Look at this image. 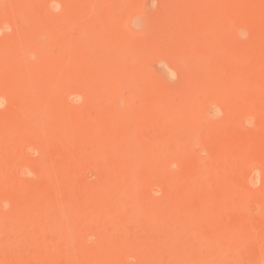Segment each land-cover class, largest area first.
Masks as SVG:
<instances>
[{
	"label": "rangeland",
	"instance_id": "obj_1",
	"mask_svg": "<svg viewBox=\"0 0 264 264\" xmlns=\"http://www.w3.org/2000/svg\"><path fill=\"white\" fill-rule=\"evenodd\" d=\"M174 263L264 264V0H0V264Z\"/></svg>",
	"mask_w": 264,
	"mask_h": 264
},
{
	"label": "bare ground",
	"instance_id": "obj_2",
	"mask_svg": "<svg viewBox=\"0 0 264 264\" xmlns=\"http://www.w3.org/2000/svg\"><path fill=\"white\" fill-rule=\"evenodd\" d=\"M125 187V186H124ZM117 188H119V187H117ZM179 261V260H178ZM175 264V263H174Z\"/></svg>",
	"mask_w": 264,
	"mask_h": 264
}]
</instances>
